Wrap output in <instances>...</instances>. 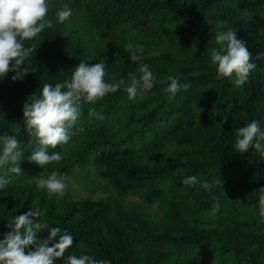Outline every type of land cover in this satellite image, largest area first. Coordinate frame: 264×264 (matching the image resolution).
I'll use <instances>...</instances> for the list:
<instances>
[{
	"label": "trees",
	"instance_id": "trees-1",
	"mask_svg": "<svg viewBox=\"0 0 264 264\" xmlns=\"http://www.w3.org/2000/svg\"><path fill=\"white\" fill-rule=\"evenodd\" d=\"M48 4L46 18L52 20L53 26L25 41L26 47H37L30 58L37 71H30L18 81L11 79L15 75L13 72L0 79V137H15L20 143L19 150L24 153L20 167L25 172L46 169L47 172L67 174L74 166L73 160L65 159L43 168L29 161L28 157L40 146L26 130L23 105L33 93L41 91L43 83L54 86L69 79L81 59L90 65L103 61L107 83L128 79L130 73L137 72L140 64H147L156 81L150 90L138 95L159 97L165 94L162 91L167 92L169 77L188 85L194 81L206 84L208 71L217 78V67L211 60L212 51L220 47L215 36L232 29L236 31L237 39L245 42L250 53L249 62L256 68L239 87L235 85L233 75L217 78L219 86L207 85L198 91L181 88L176 93L175 96L185 103L192 99L207 100L208 107L214 108L226 97L229 104L222 124L196 125L178 134V143L191 147L184 158L144 163L139 160L137 150L126 145L127 139L111 137L106 132L101 138L86 140L87 149L93 152L95 166L118 192L139 191L146 201L161 198L165 207L163 223L147 220L138 210L127 209L123 204L113 209L102 199L65 198L58 203L47 190L38 189L35 181L23 180L0 189V239L9 231L6 225L10 217L38 208L44 213L40 217L42 221L50 227L60 228L61 234L67 231L73 236V245L66 250L64 261L68 255H89L111 264H140L143 250L139 243L152 240L164 241L170 255L172 252L183 255L178 264H223L220 258L208 260L205 252L222 254L229 245L254 249L260 255L257 264H261L264 228L257 210L248 200L252 193L258 194L264 188V159L254 149L240 154L233 146L236 129L252 120H257L264 131V0H48ZM64 5L71 9L72 15L60 23L56 13ZM170 13L179 19V24H158L161 16ZM158 37L160 42H156ZM129 44L132 49H128ZM138 45L143 48V53H138L143 58L133 63L130 52ZM200 70H203L202 74H193ZM179 72L187 76H180ZM236 93L239 97L232 99L231 95ZM104 99L108 111H113L129 98L121 87ZM150 115L157 119L163 116L159 108L151 110ZM2 147L0 141V149ZM61 149L62 145H58L47 151L49 154L60 153ZM255 157L260 161L255 177H246L242 182L227 178L228 173L242 178L245 167ZM77 162L85 165L88 159L83 154ZM6 173V169H0V176ZM188 176H196L200 183L221 180L217 186H230L235 197H238L235 191L243 186V217L234 213L216 223H199L187 215L178 198L183 195L180 193L187 191L182 180ZM196 186L200 187L199 184ZM199 189L196 194L190 193L199 209L214 206L216 199H220L206 195L201 187ZM192 213L197 214V210ZM38 235V239L43 240L48 233Z\"/></svg>",
	"mask_w": 264,
	"mask_h": 264
},
{
	"label": "clouds",
	"instance_id": "clouds-1",
	"mask_svg": "<svg viewBox=\"0 0 264 264\" xmlns=\"http://www.w3.org/2000/svg\"><path fill=\"white\" fill-rule=\"evenodd\" d=\"M49 12L48 0H0V79L7 77L10 72L13 81L22 80L30 71H37L31 62L34 45L25 46V41L34 39L45 29L51 28L53 22L47 19ZM60 23L71 15L72 11L64 5L57 13ZM215 42L218 50H213L211 60L217 67V78L235 76L237 87L243 85L249 78L254 63H250V53L245 42L237 39L236 31L229 29L216 34ZM128 49H132L129 44ZM142 46H136L130 52L133 63L143 57ZM106 64L103 61L90 65L85 59L76 66L69 79L56 83H43L39 93H33L23 105L25 127L39 148L31 153L29 161L35 162L41 168L53 162L59 163L64 157L59 152L49 154L48 148L55 149L58 145L67 144L71 138L69 130L79 119L81 102L95 103L109 93H114L123 87L130 100L138 94L150 90L156 81L155 74L147 64H140L137 72L130 73L128 79H121L116 83L104 80ZM166 91L169 100L174 99L176 93L188 84L181 85L178 79L169 77ZM89 116L102 119L94 109L89 110ZM226 122V121H225ZM3 147L0 149V169L8 173L20 175L21 161L24 153L20 151V143L11 136L0 137ZM264 131L259 122L252 120L235 132L234 150L236 153H247L254 149L261 159H264ZM10 178L0 177V189H4ZM182 184L194 187L197 184L205 191H211L221 180L200 183L196 176H188ZM36 186L40 190H47L50 195H63L66 188L64 177L57 171H52L47 178H36ZM258 206L260 223H264V188L258 191ZM220 208L216 199L213 210ZM24 214L10 217L6 227L9 229L0 239V264H54V261L64 256L66 250L73 245V236L67 231L61 234L58 227H50L40 217L44 213L38 208H32ZM47 232L45 239L40 240L38 233ZM57 242L51 243L55 238ZM51 243V246H49ZM27 250V251H26ZM65 264H111L110 261L96 260L89 255H68Z\"/></svg>",
	"mask_w": 264,
	"mask_h": 264
},
{
	"label": "rangeland",
	"instance_id": "rangeland-1",
	"mask_svg": "<svg viewBox=\"0 0 264 264\" xmlns=\"http://www.w3.org/2000/svg\"><path fill=\"white\" fill-rule=\"evenodd\" d=\"M159 23L177 25L179 24V19L170 13L161 16L158 19ZM157 27H153V29L155 30ZM129 32L134 33L132 30H129ZM158 33L156 34L158 35ZM160 40V37H158L156 42H160ZM202 73L203 70H200L195 71L193 74L197 75ZM178 75L183 77L187 76L182 72H179ZM208 75L206 84L203 81H194L189 87L190 91L205 89L207 85L208 87L211 85L219 86L214 73L212 74L208 71ZM162 92L165 94L159 95V97L155 95H137L134 100H126L113 111H108L106 108L104 97L95 103L81 102L79 119L69 130L71 138L67 144H62L60 152L64 157L63 159L73 160L75 163L69 173H59L64 177L66 188L63 195H52L58 203H62L65 198L81 199L83 197H91L108 201L113 209H116V205L118 204H123L127 209H136L144 218L158 224L165 221V207L160 197L154 201H146L139 191L130 193L118 192L111 185L109 179L95 166L93 152L87 149L85 144L86 140L101 138L107 132L111 137L127 139L126 145H131L137 150L141 162H164L167 158H184L186 152L191 149L187 145L178 143L177 136L179 133L191 130L196 125H220L226 118L227 107H229V104L225 100L226 97L220 103H216L214 108H210L206 104L207 100L192 99L188 103H185L184 101H180L176 96L174 99L169 100V94L164 91ZM231 96L232 99H235L239 97V93ZM158 108L163 116L157 119L152 117L150 112ZM90 109H94L103 118L98 119L95 116H89ZM83 154L88 159L85 165L77 162V159ZM259 163V158L255 157L245 167L246 173L242 178L237 174L232 175L231 173H228L227 178L231 180L238 179L241 182L246 177L252 179L257 175ZM50 174L51 172H47L46 169L41 171L32 169L26 172L22 170L20 175L7 172L0 177L10 178L11 183L21 182L23 180L36 182V178H47ZM186 188V192H179L183 195H179L178 200L181 202L185 213L197 222L216 223L221 218L228 217L229 215L233 216L234 213L243 217L245 210L243 202L245 189L243 186L235 191L238 197L231 194L230 186L220 188L216 185L211 191H205L206 195L220 198V208L218 211H214L213 206L199 209V206L195 203V197L190 193L193 192L196 194L201 190L199 189L200 187L187 186ZM248 201L257 210L259 217L258 194L252 193ZM221 208L223 210L220 212ZM195 210H197V214L192 213ZM261 225L264 228V223H261ZM37 237L39 238L40 236L37 234ZM139 244L143 250V260L140 264H178L179 259L183 256L176 252H172L173 255L171 254V256L166 251L168 246L164 241L144 240ZM233 246L229 245L228 249L222 254L214 251L210 253L205 252V257L210 261L220 258L223 264H234V261H236V264H257V261L260 260L259 253L255 252L254 249L241 245H236L235 248ZM155 251L158 253L155 254ZM261 261V264H264V259ZM54 264H65L64 257L54 261Z\"/></svg>",
	"mask_w": 264,
	"mask_h": 264
}]
</instances>
